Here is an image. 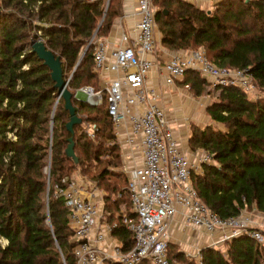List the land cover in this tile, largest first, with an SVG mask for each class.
I'll list each match as a JSON object with an SVG mask.
<instances>
[{"label": "trees", "instance_id": "16d2710c", "mask_svg": "<svg viewBox=\"0 0 264 264\" xmlns=\"http://www.w3.org/2000/svg\"><path fill=\"white\" fill-rule=\"evenodd\" d=\"M1 1L0 239L6 244L0 243V264H76L69 209L63 198L55 196V185L81 169L109 191L107 207L120 211L121 203H131L129 179L119 169L122 148L106 101L92 106L74 96L82 123L72 134L67 128L70 113L64 98H59L51 69L30 45L32 40H42L62 58L65 79L72 76L71 90L83 85L103 90L90 40L96 30L95 39L107 36L123 8L118 5L113 10L115 0H111L101 22L104 0ZM215 5L210 12L189 0H154L166 48H203L219 67L248 69L261 93L254 100L240 88L215 86L220 95L206 109L211 122L190 127L191 150L202 149L211 156L209 163L202 164V173L193 172L192 182L206 205L224 219L240 216L243 210L264 214V0H218ZM185 82L196 95L206 93L209 85L196 71H190ZM87 123L97 124L95 139L86 132ZM9 132L13 139L7 138ZM70 137L75 156L67 153ZM105 156V165L92 172L89 167L104 162ZM113 192L122 197L111 204ZM114 234L131 248L134 241L125 226ZM168 248L171 259L186 260L184 251L171 243ZM201 263L264 264V239L259 242L243 233L222 245L204 246Z\"/></svg>", "mask_w": 264, "mask_h": 264}, {"label": "built area", "instance_id": "2783aa9c", "mask_svg": "<svg viewBox=\"0 0 264 264\" xmlns=\"http://www.w3.org/2000/svg\"><path fill=\"white\" fill-rule=\"evenodd\" d=\"M137 8L135 26L122 31L118 45L111 46L104 37L91 40L103 90L91 86L78 89L87 95L92 106L105 101L108 105L121 139L120 169L128 175L132 207L130 211L111 210L105 202V191L84 178L68 176L55 185V196L63 198L69 209L68 219L75 232L76 264H139L145 260L151 264H183L169 257L168 248L171 221L178 214L188 225L210 236L220 232V239L213 240L210 246H219L243 233L262 242L264 230L258 228L251 215L242 212L224 219L200 198L192 175L194 171L202 173V164L209 163L211 156H202L198 165L191 162L170 126L165 108L158 104L160 92L148 87L146 81L153 70L159 71L168 85L196 71L214 86L240 88L254 100L259 97V87L248 69L219 67L203 49L177 52L163 65L157 64L154 0H138ZM89 127L87 133L95 139L97 124ZM123 132L125 139L120 135ZM137 149L143 153L140 165L130 163L135 160ZM119 197L122 193L113 194L111 202ZM121 225L132 234L131 248H126L124 241L114 234ZM201 250L197 252L200 263Z\"/></svg>", "mask_w": 264, "mask_h": 264}, {"label": "crops", "instance_id": "0c3cea01", "mask_svg": "<svg viewBox=\"0 0 264 264\" xmlns=\"http://www.w3.org/2000/svg\"><path fill=\"white\" fill-rule=\"evenodd\" d=\"M137 6L138 0H125L124 14L116 20L115 24H113L114 26L110 33L107 36H104L107 41L111 42V46L120 43L119 38L124 29L132 30L135 26L138 19L136 15V12L138 11ZM156 39L158 40L157 49L155 51V60L157 64L163 65L164 62L174 53L181 52V50L172 51L164 47L161 35L156 36ZM111 76L114 77V73L111 74ZM207 81L209 83L211 82L208 79ZM187 84L188 83L185 82L184 78L183 80H177L172 85H168L165 83L162 74L157 70L151 71L146 81L148 87L154 88L156 91L160 92L158 104H161L165 108L167 119L170 121V126L175 135H178L180 138L182 150L186 151L192 163L198 165L200 163V158L205 154L202 155L200 154L201 152L190 149V126L193 123L199 126H205L211 122L210 118H207L205 114L206 108L211 101H209V94L205 95L204 93L196 95L190 84H188L191 86L190 88L185 87ZM120 135L122 139H125L124 132ZM119 144H121L120 138ZM135 153V160H130V163L140 165L143 161V153L139 149H137ZM262 220L259 223H261ZM258 221L256 223H258ZM170 232V243L176 248L184 251L186 254L190 253L192 255H195L196 252L201 248H204V246H210L213 240H218L221 237L220 232L210 236L198 228H193L186 223L185 218L180 214L171 221Z\"/></svg>", "mask_w": 264, "mask_h": 264}, {"label": "rangeland", "instance_id": "374dc122", "mask_svg": "<svg viewBox=\"0 0 264 264\" xmlns=\"http://www.w3.org/2000/svg\"><path fill=\"white\" fill-rule=\"evenodd\" d=\"M216 1H218V0H209V1H207V0H197V1H195V3L198 5V6H200V7H202L203 9L205 8V9H207V10H209L210 12L211 11H213L214 9H216ZM2 1L0 0V11H2L3 10V6H2V3H1ZM107 2H109V5L111 4L110 2H111V0H104V5H105V9H106V6H107ZM158 2H156V4H157ZM124 4H125V0H115L114 2H113V4H112V9L114 10V9H119L118 8V5H122V8H123V14H124V11H125V8H124ZM109 7V6H108ZM155 7V6H154ZM157 7V6H156ZM155 7V8H156ZM157 8H159V7H157ZM33 9H37L36 7L35 8H33ZM108 13V12H107ZM104 16V15H103ZM107 16V15H106ZM121 16H118L117 18H115V20H114V24H115V22H116V20H118L119 18H120ZM103 18V17H102ZM34 21H36L37 23H40L39 22V20L38 19H34ZM156 23H157V27H156V36H158V35H161V37H162V32H161V29H160V24L156 21ZM38 34L39 35H41L42 34V32H38ZM104 37V36H103ZM103 37H100V38H103ZM164 47H166V46H164ZM200 49H203V48H197V49H195V48H192V49H189V50H181V52H183V53H189V51H192V50H200ZM174 50V49H173ZM172 50V51H173ZM204 50V49H203ZM176 51H180L179 49H176ZM24 69H26L27 68V66H24L23 67ZM101 81H103V79L101 78ZM85 86H90V85H83V86H81V87H79L78 89H81V88H83V87H85ZM70 90H71V88H69ZM73 90V91H76V98L77 99H80V100H83V101H86V102H88V98H87V95L83 92V91H81V90ZM208 91H210L209 93H208ZM207 94H209L210 95V100L209 101H213V100H215L219 95H220V91H218V90H216V88H215V86L210 82L209 83V85L207 86V92L205 93V95H207ZM260 90H259V96H260ZM57 101H59V98L57 99ZM56 101V102H57ZM55 102V103H56ZM91 105V104H90ZM56 106H57V104H56ZM56 108L57 107H55V104H54V110H53V113H54V111L56 110ZM207 109V108H206ZM205 114H206V116H207V118H209V115L205 112ZM80 116V115H79ZM81 117V116H80ZM210 120H211V118H210ZM52 121V120H51ZM91 124H89V123H87V124H85V129H86V132H88V130H89V126H90ZM191 127V126H190ZM52 136V135H51ZM7 138H11V139H13V134L12 133H7ZM118 142H119V137H118ZM191 149V148H190ZM193 151H199V152H201L200 154H207V152L205 151V150H202V149H196V150H193ZM104 158V162H102V163H100V164H97L96 165V167H95V164L93 163L92 164V167H89V168H93L94 170L92 171V172H95L96 170V168H100V167H102V166H104L105 165V161L108 159V157L107 156H105V157H103ZM122 166V164L119 166V169H120V167ZM90 172H91V170L90 169H88ZM121 170V169H120ZM122 171V170H121ZM46 172L47 173H50V159H49V161H48V167L46 168ZM70 177L71 178H77V179H82V178H84L85 180H89V181H91V182H93L95 185H97V183L93 180V178H92V174L91 173H85L84 171H82L81 169L79 170V169H77V170H73V172L71 173V175H70ZM98 186V185H97ZM99 188H100V190H102V191H105V193H106V195H108V194H110L109 193V191H107V189L105 188V187H101V186H98ZM127 187V185H125L124 184V187L123 188H126ZM113 194H117V192H113L112 194H111V196H113ZM48 195H49V190L47 191V194H46V200L48 199ZM111 200V199H110ZM112 201V200H111ZM105 202L107 203V201L105 200ZM109 204H110V202H109ZM111 204H114L113 202H111ZM111 204H110V206H111ZM131 207H132V205H131V203L128 201V203H121V206H120V211L121 210H124V211H130V209H131ZM243 213L244 214H249V215H251V216H253L254 217V219L256 220V222L258 221V223H257V225H258V228H261V229H263L264 230V222H263V220H264V214H258V213H256L255 211H252V212H248L247 213V211L246 210H243ZM242 213V214H243ZM263 219V220H262ZM262 220V222L261 223H259L260 221ZM51 222V221H50ZM49 222V223H50ZM260 242V241H259ZM0 243H1V245L2 246H5V244H6V240H2V239H0ZM222 245V244H221ZM173 250H175V249H173L172 248V251H171V253L173 254L174 253V251ZM179 262L181 261V263H183V264H188V262L189 261H194L196 264H202V263H200V258H199V255L197 254V252H196V254L195 255H192V254H190V253H187L186 254V260H178Z\"/></svg>", "mask_w": 264, "mask_h": 264}, {"label": "water", "instance_id": "95a60500", "mask_svg": "<svg viewBox=\"0 0 264 264\" xmlns=\"http://www.w3.org/2000/svg\"><path fill=\"white\" fill-rule=\"evenodd\" d=\"M108 6H109V2H107L106 11H105V14H104L101 22L105 19L106 15H107ZM156 13H157V11H156ZM165 13L168 14V11L165 10ZM97 31L98 30H96V32L92 36V39L95 37ZM91 42H90V44H91ZM90 44L86 47V49L81 54L80 59H79L77 65H76L75 69L73 70L72 74L77 69V67L80 65V63H81V61L83 59V56L86 54V52L89 49ZM30 46H32L33 52H35V54L37 53L39 59L43 60L44 63L51 69V75L53 77V80L56 82L55 87L59 91V98H61V97L64 98L65 107L70 113V119L67 122L68 123L67 124V128L72 134H74L75 126L82 123V118L79 116L77 108L73 104V97L74 96L76 97V94H74L72 92V90L69 89V86H68L69 85V81H70L72 76L69 79H65V74L63 72L62 58L60 56H57L51 49H49L47 44L44 43L42 40H32ZM57 103H58V101L55 103V107H56ZM54 114H55V111L53 113V117H54ZM51 123H52V126H53V124H54L53 123V118H52ZM69 139H70L71 143L69 145L67 153L69 155L75 156L74 155V150H73V148H74V138L70 137Z\"/></svg>", "mask_w": 264, "mask_h": 264}]
</instances>
